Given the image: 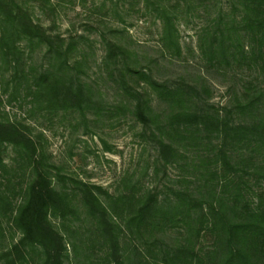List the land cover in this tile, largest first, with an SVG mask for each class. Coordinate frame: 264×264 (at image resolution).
I'll list each match as a JSON object with an SVG mask.
<instances>
[{"label": "trees", "instance_id": "16d2710c", "mask_svg": "<svg viewBox=\"0 0 264 264\" xmlns=\"http://www.w3.org/2000/svg\"><path fill=\"white\" fill-rule=\"evenodd\" d=\"M142 1L164 45L179 50V4ZM194 9L207 15L198 34L206 67L240 75L221 109L205 87L159 81L138 66L109 37L116 30L100 34L101 65L131 99L104 105L86 78V37L36 17L55 15L51 0H0V264H64L67 238L96 246V264H264V0H197ZM124 110L150 130L154 163L177 166L179 188L126 179V192L110 194L66 175L33 127L66 115L87 125L89 113L97 122Z\"/></svg>", "mask_w": 264, "mask_h": 264}, {"label": "rangeland", "instance_id": "374dc122", "mask_svg": "<svg viewBox=\"0 0 264 264\" xmlns=\"http://www.w3.org/2000/svg\"><path fill=\"white\" fill-rule=\"evenodd\" d=\"M161 1L171 6L179 4L173 12L179 50L164 45L160 21L142 10V0H51L57 9L55 15L36 12V17L47 25L53 20L54 31L65 37L75 34L86 37L80 47L88 61L86 78L99 91L104 105L116 106L131 99L122 96L119 85L107 76L101 65L105 50L100 34L108 35L110 30H116L109 37H115L133 52L139 59L138 66H150L156 79L171 83L184 80L197 84L200 89L205 87L209 93L203 95L209 104L215 109L225 107L232 98L233 89L241 85L240 75L238 70L232 73L206 67L198 48L199 30L207 20L205 10L194 9L197 0ZM140 88L149 91L144 83ZM7 110L11 114L17 111L15 108ZM161 110L155 109L157 113ZM88 119L85 125L78 117L66 115L45 121L41 127L33 125L36 132L44 134L51 161L61 166L66 175L102 186L114 195L127 191L125 184H130L126 179L131 183L139 182L142 189L164 193L180 187L177 166L154 163L156 146L150 138L151 132L128 111L117 112L110 118L100 117L97 122L96 116L89 113ZM54 223L60 227L59 221L54 220ZM170 234L176 237L175 231ZM67 241L71 244L67 246L69 257L64 264H96V246L89 248L87 241L80 243L73 238ZM202 242L208 246L211 239L208 236ZM6 243L0 244V248Z\"/></svg>", "mask_w": 264, "mask_h": 264}]
</instances>
